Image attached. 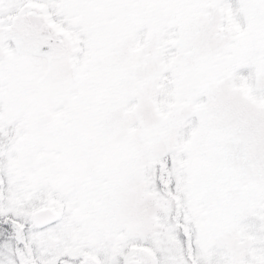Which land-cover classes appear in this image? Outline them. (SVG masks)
Listing matches in <instances>:
<instances>
[{
  "label": "snow or ice",
  "instance_id": "6c2138e0",
  "mask_svg": "<svg viewBox=\"0 0 264 264\" xmlns=\"http://www.w3.org/2000/svg\"><path fill=\"white\" fill-rule=\"evenodd\" d=\"M0 264H264V0H0Z\"/></svg>",
  "mask_w": 264,
  "mask_h": 264
}]
</instances>
